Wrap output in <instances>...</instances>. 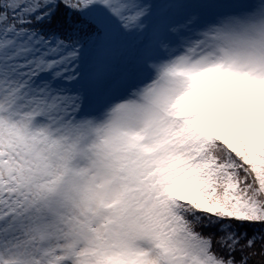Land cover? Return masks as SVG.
Masks as SVG:
<instances>
[{
    "label": "snow or ice",
    "instance_id": "1",
    "mask_svg": "<svg viewBox=\"0 0 264 264\" xmlns=\"http://www.w3.org/2000/svg\"><path fill=\"white\" fill-rule=\"evenodd\" d=\"M0 264H264V0H0Z\"/></svg>",
    "mask_w": 264,
    "mask_h": 264
}]
</instances>
